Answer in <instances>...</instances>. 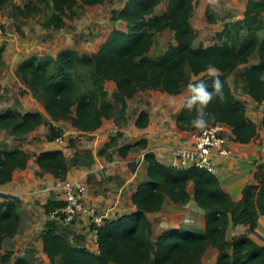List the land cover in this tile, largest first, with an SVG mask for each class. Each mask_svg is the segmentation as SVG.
I'll list each match as a JSON object with an SVG mask.
<instances>
[{
    "label": "trees",
    "instance_id": "trees-1",
    "mask_svg": "<svg viewBox=\"0 0 264 264\" xmlns=\"http://www.w3.org/2000/svg\"><path fill=\"white\" fill-rule=\"evenodd\" d=\"M105 1L52 0L53 13L46 19V25L56 29L64 27L65 18L74 13L78 2L92 6ZM161 1L129 0L122 10L112 11V20L127 22L128 32L115 29L92 56L80 57L76 51L63 50L56 58H29L19 66L23 81L53 120H69L74 127L87 132L95 131L104 119L115 116L105 81L115 82L117 99L125 107L127 99L141 90L161 89L179 94L190 82L188 68L198 79L210 84L212 77L201 74L212 65L219 69L217 75L223 83L225 100L220 102L214 98L207 106L206 110L216 117L208 126L225 123L231 127L236 142L250 143L257 136V126L247 117L245 105L235 97L227 73L240 63H247L257 52L259 62L248 67L242 77L250 96L257 103L264 102V0H248L244 19L226 23L217 33L218 43L198 48L193 46L189 19L193 0H169L168 11L158 15L155 11ZM6 2L0 0V7ZM18 11L32 15L39 9L26 4L18 7ZM208 18L214 21L211 13ZM165 30L174 32L177 44L158 58L150 57L155 34ZM79 68L85 69L83 77L78 73ZM194 115L195 109L183 108L176 115L177 127L183 131L196 129L190 123ZM148 123L146 111L135 121L140 128L147 127ZM41 125H49L48 141L61 137V130L48 123L40 112L0 114V127L10 129L12 134H26ZM137 144L146 148L147 140L142 139ZM132 148H121V155L127 157ZM144 158L148 163V181L132 195L136 211L98 229L99 253L73 246L56 234L51 225L43 235L44 251L50 264H200L210 246L219 250L216 264H264V247H257L248 235L228 239L231 224L246 225L251 233L260 216H264V163L255 173L257 183L246 185L241 199L235 202L215 174L194 167L182 169L166 165L151 151ZM28 160L23 149H5L0 141V185L11 182L15 171L26 169ZM36 161L41 170L57 178H64L68 172L63 150L43 151ZM190 182L194 195L188 190ZM191 196L205 210V229H169L153 241L148 214L159 211L166 198L185 204ZM61 205L62 202L51 201L48 208ZM19 222L17 203L0 198V236L13 235ZM15 264L29 262L18 258Z\"/></svg>",
    "mask_w": 264,
    "mask_h": 264
},
{
    "label": "rangeland",
    "instance_id": "rangeland-1",
    "mask_svg": "<svg viewBox=\"0 0 264 264\" xmlns=\"http://www.w3.org/2000/svg\"><path fill=\"white\" fill-rule=\"evenodd\" d=\"M128 1L106 0L92 6L78 2L74 13L65 18V26L60 29L46 25V19L53 13L52 0H7L0 7V114L40 112L62 134L61 141L56 142L46 139L49 125H41L19 135L0 127V141L5 149H23L33 161L42 151L61 149L68 164L66 176L60 179L37 168L32 161L26 169L17 170L14 184L0 185V194L14 196L8 200H17L20 217L19 227L13 235L0 236V264H15L18 258L25 259L29 264H50L44 251L43 235L51 225L56 234L65 237L73 246L99 253L98 232L92 217L83 212L71 224H65L52 217L55 208H48L49 202L65 201L63 186L77 182L85 188V207L103 216L105 223L133 214L136 207L132 195L148 181L146 169L138 165L145 153L156 151L154 153L160 162L173 166V151L190 144L193 134L200 130L183 131L176 125V115L185 108L189 95L186 86L175 95L161 89L141 90L127 99V105L123 107L116 96L115 82L107 80L105 88L109 101L115 107V116L104 119L102 126L95 131L83 132L69 120H53L23 81L19 66L29 58H56L63 50L76 51L80 57L96 54L112 31L127 30L125 21L112 20V11L122 10ZM247 2L193 0L189 14L193 46L207 47L218 43L217 33L224 29L226 23L244 19ZM168 3L169 0H162L156 14L167 12ZM26 4L38 7L39 11L32 15L20 13L18 7ZM208 13L214 21L209 20ZM262 17L264 19V13ZM176 44L173 31L157 32L149 56L158 58ZM258 62L259 55L255 52L247 63H240L227 73L235 97L245 105L247 117L257 126V136L250 143L241 144L234 140V154L219 159L215 165V175L223 182L225 191L230 189L228 192L235 201L241 198L246 185L257 183L255 173L264 163V102L257 103L250 96L242 77L248 67ZM78 73L83 77L85 69L79 68ZM187 76L191 82L198 79L189 68ZM201 76L209 74L206 71ZM170 97L174 103H170ZM143 111L149 113V123L147 127L140 128L135 121ZM142 139L147 140L146 148L137 144ZM126 146L133 148L127 157H123L120 149ZM188 189L194 195L192 182L188 184ZM148 217L153 226V241L169 229H205V210L192 196L185 204L166 198L162 208L148 214ZM241 235H248L257 247H264V216H260L251 233L249 227L243 224L229 226L230 241ZM218 259L219 250L210 246L200 264H216Z\"/></svg>",
    "mask_w": 264,
    "mask_h": 264
},
{
    "label": "built area",
    "instance_id": "built-area-1",
    "mask_svg": "<svg viewBox=\"0 0 264 264\" xmlns=\"http://www.w3.org/2000/svg\"><path fill=\"white\" fill-rule=\"evenodd\" d=\"M234 134L225 123H216L207 126L206 129L196 131L192 136L191 144L179 147L173 151V167L182 169L198 168L215 174V165L219 159L232 156L234 150ZM61 138L57 139L60 142ZM65 201L55 207L52 217L65 224H71L74 219L83 212L92 217L96 225V232L105 222L101 215H97L93 209L85 207V188L77 182L66 183L63 186Z\"/></svg>",
    "mask_w": 264,
    "mask_h": 264
},
{
    "label": "clouds",
    "instance_id": "clouds-1",
    "mask_svg": "<svg viewBox=\"0 0 264 264\" xmlns=\"http://www.w3.org/2000/svg\"><path fill=\"white\" fill-rule=\"evenodd\" d=\"M207 72L212 77L211 83H207L203 79H197L195 82H188L186 87L189 95L185 100V107L189 110L195 109V115L190 123L196 129H206L210 121L214 120L215 113L206 110L207 106L214 98H218L220 102L225 100L223 92V83L217 75L219 69L215 66H207ZM174 99L170 97V103H174Z\"/></svg>",
    "mask_w": 264,
    "mask_h": 264
},
{
    "label": "crops",
    "instance_id": "crops-1",
    "mask_svg": "<svg viewBox=\"0 0 264 264\" xmlns=\"http://www.w3.org/2000/svg\"><path fill=\"white\" fill-rule=\"evenodd\" d=\"M126 23H127V22H126ZM127 30H128V23H127ZM127 30H126V31H127ZM126 31H124V32H126ZM60 138H61V137H60ZM191 141H192V140H191ZM56 142H57V140H56ZM190 144H191V143H190ZM188 145H189V144H188ZM56 150H58V149H56ZM60 150H61V149H60ZM42 152H43V151H42ZM63 152H64V151H63ZM148 152H149V151H148ZM152 152H153V151H152ZM154 152H156V151H154ZM154 152H153V153H154ZM146 153H147V152H146ZM146 153H145V154H146ZM154 154H155V153H154ZM155 155H156V154H155ZM37 156H38V155H37ZM37 156H36L35 159H34L35 161H33V160L30 159V160L28 161V164L31 163V162L33 161L34 164H35V166H36L37 168H39V166H38V164H37V161H36ZM156 157H157V155H156ZM157 159H158V158H157ZM158 160H159V159H158ZM164 164H166V163H164ZM173 164H174V162H173ZM138 165H140V167L142 166V168L144 167V168L146 169V173H147L148 163L145 161V158L143 159V161H139ZM166 165H167V164H166ZM174 165H175V164H174ZM170 166H172V165H170ZM18 171H20V170H18ZM18 171H15V172H14V174H13V178H12V181L9 182V183H7V184H4V185L14 184V183H13V180H15V178L17 177V175H18L17 172H18ZM231 180H232V179H231ZM231 180H230V181H231ZM219 181H220L221 186H222V188H223V182H222L220 179H219ZM226 184H228V183H225V185H226ZM225 188L227 189V187H225ZM188 190H189V189H188ZM242 190H243V189H242ZM228 191H230L229 188L227 189L226 192H227V193L230 195V197H231V194H230V192H228ZM14 193H15V192H14ZM2 194H3V193H2ZM15 194H16V193H15ZM241 194H242V193H241ZM0 195H1V194H0ZM3 195H5L6 197H0V198H2V199L5 198L6 200H8L7 198H12V197H14V196L10 197V196H8V195H6V194H3ZM241 197H242V196H241ZM240 199H241V198H240ZM240 199H239V200H240ZM232 200H233V199H232ZM239 200H237V201L233 200V201L238 202ZM15 201H17V200H15ZM17 203H18V202H17ZM43 246H44V244H43Z\"/></svg>",
    "mask_w": 264,
    "mask_h": 264
},
{
    "label": "water",
    "instance_id": "water-1",
    "mask_svg": "<svg viewBox=\"0 0 264 264\" xmlns=\"http://www.w3.org/2000/svg\"><path fill=\"white\" fill-rule=\"evenodd\" d=\"M0 197H6L5 195L1 194Z\"/></svg>",
    "mask_w": 264,
    "mask_h": 264
}]
</instances>
